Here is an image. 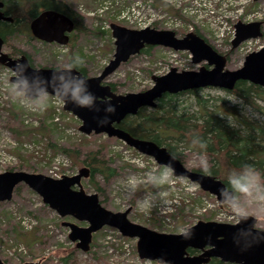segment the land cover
<instances>
[{
    "label": "rangeland",
    "instance_id": "obj_1",
    "mask_svg": "<svg viewBox=\"0 0 264 264\" xmlns=\"http://www.w3.org/2000/svg\"><path fill=\"white\" fill-rule=\"evenodd\" d=\"M58 1L82 17L70 42L66 45L41 43L34 40L28 30L27 33L8 34L3 51L17 58L20 56L17 50H21L34 67L49 68H62L69 59L79 55L87 76L93 77L99 75L112 58L114 39L110 29L104 28L112 23L131 29L145 26L172 30L178 35L196 30L217 52L229 53L226 68L230 70L239 68L249 52L264 47V25L260 38L236 49L227 44L216 47V38L211 36L214 24L264 20V0H114L101 15L97 9L105 5L103 1L106 0ZM122 14H126L127 19L120 18ZM201 65L192 64L187 51L175 52L154 46L146 53L130 57L107 77L106 83H114L118 94L139 92L152 86V76L163 75L172 67L188 71L197 70ZM5 69L0 71V173L14 170L51 177L55 172L72 176L86 167L84 160L97 151V159L112 169V176L106 179L95 174L91 179H82L81 184L86 193H96L106 209L113 212L129 209L127 218L130 221L164 233L184 232L199 220L237 222L231 209L188 179L172 174L169 182L152 184L149 174L163 172L164 167L118 139L105 134H82L79 131L81 122L69 112L64 111L55 123L52 105L56 102L49 101L42 110L26 107L12 96L9 88L12 73ZM257 92L259 96L251 94L248 99L264 109V91ZM236 97L242 99L232 92L208 87L196 94L179 96L176 101L181 112L194 118L199 116V100L208 110L220 107L228 123L234 124L231 113L264 123L259 111L243 99V105L234 102ZM247 105L256 116L244 115ZM151 110L147 108V112ZM170 143L188 169L204 170L214 162L210 155L198 151L187 139ZM160 192L166 195L158 197ZM145 196H153L152 206L138 205L137 201ZM249 214L257 219L256 227L264 229V207L251 201ZM63 221L86 225L71 217H59L35 192L19 184L11 200L0 203V259L8 264H145L137 256L136 239L123 237L111 227L94 233L89 251L82 252L69 241V229L61 225ZM151 264L157 263L151 261Z\"/></svg>",
    "mask_w": 264,
    "mask_h": 264
},
{
    "label": "water",
    "instance_id": "obj_2",
    "mask_svg": "<svg viewBox=\"0 0 264 264\" xmlns=\"http://www.w3.org/2000/svg\"><path fill=\"white\" fill-rule=\"evenodd\" d=\"M1 6L2 2H0ZM0 21L12 22V19L3 15L0 10ZM261 24L259 21L250 23L238 21L234 25L235 36L231 42L232 49L248 39L260 37ZM29 30L39 41L66 45L67 34L73 30V22L64 14L44 10L30 21ZM110 32L114 39L112 58L99 75L93 77L84 75L91 91L99 98L98 109L90 110L67 104L63 105V110L81 122L79 131L82 134H105L107 137L118 139L138 153L152 158L159 166L171 162L174 177L185 178L197 184L203 192L214 195L221 204L219 189L226 186L223 182L212 175L186 168L177 157L173 159L174 155L165 146H160L151 140L133 137L117 125L126 116L135 115L140 108H155L157 100L164 94H177L208 87L232 91L238 81L264 87V47L248 53L239 68L230 70L226 68L225 55L218 53L194 32L177 37L172 30H159L152 27L131 29L114 23L110 25ZM3 46L4 41L0 35V65L10 71L17 62H26L30 66L27 69L30 77L50 76L53 71L59 69L33 67L26 55L13 58L3 51ZM147 46L187 51L192 64L202 63L203 65L197 70L188 71H178L172 67L163 75L152 76V86L143 91L125 94L113 91L106 83L107 77ZM73 70L81 73L75 68ZM12 79H14L13 76L10 77V81ZM105 98L116 105V112L111 116L109 123L101 126L97 121L103 120L108 115L104 111ZM88 176L89 169L86 167L80 168L73 176L64 175L59 179L39 173L4 171L0 173V203L11 200L16 186L26 185L59 217H71L78 222L86 223L85 226H78L76 223L61 222L62 226L69 229V241L75 243V247L82 252L89 251L94 233L103 227H111L123 237L136 239V252L141 260L156 261L159 264V259L163 258L170 264H208L212 259H217L231 264H264V241L254 243L246 250H242L233 242L232 234L238 226V220L233 224L199 220L181 233L158 232L130 221L127 218L129 209L113 212L103 207L96 193L88 194L82 188L81 181ZM249 219L257 222V219L251 215ZM189 230L191 236L185 238V232ZM257 231L264 232L259 228ZM188 250L195 252L191 254ZM0 264L8 263L0 259Z\"/></svg>",
    "mask_w": 264,
    "mask_h": 264
},
{
    "label": "trees",
    "instance_id": "obj_3",
    "mask_svg": "<svg viewBox=\"0 0 264 264\" xmlns=\"http://www.w3.org/2000/svg\"><path fill=\"white\" fill-rule=\"evenodd\" d=\"M6 6L7 13L12 17V22H0V35L4 44L8 34H14L15 32L27 33L29 21L38 13L39 9L53 10L64 14L74 22L76 28L77 24H81L82 21V17L77 12L58 0H6ZM16 9L17 11H14ZM25 27L27 28L26 31ZM193 32L201 36L196 30ZM152 48L153 46H147L139 54L146 53ZM17 52L28 57L21 50H17ZM228 54H224L227 63L229 60ZM28 59L31 63L29 57ZM75 69L87 76L82 65L75 67ZM109 85L116 92L115 84L109 83ZM199 90L201 89L187 90L177 94H164L157 100L155 108L151 111L147 112L146 107L140 108L135 115L126 116L117 126L133 137L151 140L160 146H165L183 165L184 163L174 151L175 148L170 145V142L180 141L182 138L187 139L189 143L194 144L198 151L210 155L214 161L212 166L204 170H190L212 175L225 185H227L229 170L243 163L253 164L258 170L264 172V123L253 122L246 117L233 113L231 114L234 124L228 123L225 121V113L220 107L208 110L203 101L198 100L199 98L197 99L198 117L194 118L195 116L192 117L181 112L176 99L182 95L196 94ZM259 90L264 91V87L246 81H238L234 89L227 92H232L242 98L264 117V109L248 99L251 94L259 96L257 92ZM194 140L197 142L194 143ZM199 142H203L205 147L201 148ZM66 152L69 153V151ZM97 154L96 151L84 160L86 168L89 169L88 178L91 179L95 174H101L109 179L112 176V169L107 167L102 160L97 159ZM188 251L191 254L195 252L193 250ZM208 264L231 263L212 259Z\"/></svg>",
    "mask_w": 264,
    "mask_h": 264
},
{
    "label": "clouds",
    "instance_id": "obj_4",
    "mask_svg": "<svg viewBox=\"0 0 264 264\" xmlns=\"http://www.w3.org/2000/svg\"><path fill=\"white\" fill-rule=\"evenodd\" d=\"M84 63L79 55L74 56L62 68L56 69L50 76H29L27 69L30 67L26 62H17L11 69L14 79L10 81L9 88L12 96L20 100L30 109H44L51 98L62 105L72 104L78 108L96 110L99 107V98L91 91L86 77L73 69ZM243 105V100L237 97L233 99ZM104 111L108 114L103 120H98L99 125L110 122L111 116L116 112V105L108 98L104 99ZM247 111L244 115L251 117L257 114L251 110V106H245ZM194 143L197 141L194 140ZM201 148L205 147L199 142ZM176 157L173 156V159ZM164 171L158 174H149V180L154 185L164 184L170 181L174 168L171 162L163 166ZM158 197L166 195L164 192L157 194ZM221 204L226 205L237 217L239 223L232 234L233 242L246 250L254 243L264 241V232L257 231L256 221L249 219V203L257 202L264 207V172L258 170L253 164L243 163L232 168L227 174V185L219 189ZM155 199L153 196H145L137 201L141 207L152 206ZM191 231L185 232V238H190ZM159 264H170L163 258Z\"/></svg>",
    "mask_w": 264,
    "mask_h": 264
},
{
    "label": "built area",
    "instance_id": "obj_5",
    "mask_svg": "<svg viewBox=\"0 0 264 264\" xmlns=\"http://www.w3.org/2000/svg\"><path fill=\"white\" fill-rule=\"evenodd\" d=\"M113 1L114 0H106V1H103V4H105V5L99 7V9H97L98 15H101V13L103 14L106 11V9L108 8V6H112V2ZM119 17L120 18L127 19L126 14H122ZM251 21H252L251 19H248L247 21H245V23H248V22H251ZM254 21H264V20H261L260 19V20H254ZM263 25H264V23H263ZM263 25L261 27V31H262ZM144 27L145 26H143L142 28H144ZM105 28L106 29L109 28V25H106ZM211 36H214L216 38V42H214L215 45H216V47H222V45H224V44H227V46L231 45V42H232V40L234 39V36H235L234 23H231V25H224V24L216 25V24H214V27L212 28ZM252 40H256V39H249V40L244 41L243 43H246V42H249V41H252ZM3 69L6 70L5 68H3V67L0 66V71H2ZM52 101L56 102L54 98H51L50 99V102H52ZM52 106H53V109L55 110V114H54V117L55 118L53 120L56 123V122H59V117L64 112L63 105L57 103L56 105L53 104ZM64 174L65 173L55 172L54 175H53V178L59 179L62 176H64ZM144 263L145 264H151V261L144 260Z\"/></svg>",
    "mask_w": 264,
    "mask_h": 264
},
{
    "label": "flooded vegetation",
    "instance_id": "obj_6",
    "mask_svg": "<svg viewBox=\"0 0 264 264\" xmlns=\"http://www.w3.org/2000/svg\"><path fill=\"white\" fill-rule=\"evenodd\" d=\"M0 2H2V6L0 7V10H1V12L3 13V15H5V16H9L11 19H12V17L10 16V14H8L7 13V6H6V0H0ZM41 11H44L43 9H39L37 12V14L34 16V17H32L31 19H30V21L33 19V18H35ZM30 21H29V23H30ZM0 22H8V21H0ZM73 22V21H72ZM11 23V22H10ZM28 30H29V24H28ZM75 30V24H74V22H73V30L70 32V33H65V34H67V36H68V42H70L71 41V39H72V33H73V31ZM29 32H30V30H29ZM175 32V31H174ZM193 32V31H192ZM30 34H31V32H30ZM175 34H176V36L177 37H182L183 35H178L176 32H175ZM31 37L34 39V40H36V41H39V40H37V39H35L33 36H32V34H31ZM39 42H41V43H45V42H42V41H39ZM52 43H54V42H52ZM52 43H48V44H52ZM176 52V51H175ZM30 62V61H29ZM30 64H32V63H30ZM165 74V73H164ZM152 81V80H151ZM93 237V236H92ZM91 245V244H90Z\"/></svg>",
    "mask_w": 264,
    "mask_h": 264
},
{
    "label": "bare ground",
    "instance_id": "obj_7",
    "mask_svg": "<svg viewBox=\"0 0 264 264\" xmlns=\"http://www.w3.org/2000/svg\"><path fill=\"white\" fill-rule=\"evenodd\" d=\"M242 22V21H241ZM251 22H257V21H251ZM259 22H261L262 24H261V27H262V25H263V23H264V21H259ZM243 23H245V22H243ZM248 23H250V22H248ZM105 28V27H104ZM262 36V35H261Z\"/></svg>",
    "mask_w": 264,
    "mask_h": 264
}]
</instances>
